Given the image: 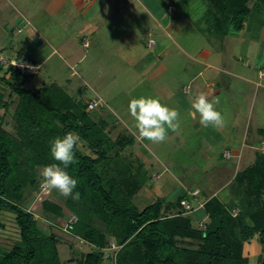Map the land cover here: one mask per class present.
I'll return each instance as SVG.
<instances>
[{
    "label": "rangeland",
    "instance_id": "1",
    "mask_svg": "<svg viewBox=\"0 0 264 264\" xmlns=\"http://www.w3.org/2000/svg\"><path fill=\"white\" fill-rule=\"evenodd\" d=\"M12 1V7L9 6L10 9L4 10L5 1L0 0V51H3L5 56L12 57L18 48H22L23 54L25 53L27 57L33 58L41 65L34 76L23 81L25 89L37 91L55 84L77 100L86 103L100 102L101 106L90 113L95 121L104 119L111 124H116V127L108 129L113 139L119 136L122 128L129 129L128 126H135V121L128 112V104L133 98L159 97L163 104L179 111V130L174 133L169 131L168 138L163 143H153L142 139L138 132L128 133L133 137L134 143L128 147L126 154H132V158L135 155L141 158L138 164H142L148 178L142 190L133 198V203L139 211L145 210L158 201L175 208L180 207L178 205L180 199H186L194 206L212 197L220 198L226 190L240 194L230 170L233 169V173L238 172L252 162H246L245 157L242 161L241 159L234 160L232 157V159L226 157L223 159L224 151L232 149V146L225 147V142L221 141V131L211 125L197 131L188 113L187 115L184 113V109L191 107L197 95L194 93V88L193 93L190 94L191 76L195 72L185 73L188 59L181 49L195 54L200 48L209 49L210 46L222 48L220 45L223 40L206 36L205 32L201 31L208 30V27L213 29L212 21L202 19L204 10L206 11L208 7L206 1L194 0L191 4L183 1L182 4H177L175 1L178 0H171L174 1L177 9L169 18L174 27H171V31L165 35L160 31L161 36H153L154 40H163L164 45L171 47L170 56L167 57L169 60H165L166 64L170 65L171 72L161 75L156 80L150 79L149 69L146 68L150 64L151 56L154 59L159 50L147 48L150 37L143 36V28L141 30L136 27L134 18L130 17L138 13L137 8H134L136 7L134 1L127 0V3L131 1L128 5L123 0H99L97 3H93L92 0L91 3H85L84 9L90 7L87 14L70 4L56 17L42 12L48 7L50 0ZM255 2L258 4L252 9L255 7L258 9L251 14L247 22L249 32L246 36L234 33V36H239L240 39L232 38L228 45L232 72L248 76L255 82L251 89L244 83H238L236 92H233V87L222 96L223 98L217 99L219 103L216 108L224 113V128L228 130L231 125L230 114L240 106L248 107V117L253 121L251 129H264V79L261 80L258 74L260 69L264 70V41L260 40L261 31L264 28V3L251 0L250 7ZM131 6L132 9H130ZM108 14L109 18H106ZM25 16L30 19L29 22H25L23 18ZM84 23L101 27L100 31L96 32V37L89 36L92 41L89 48L83 45V36L79 32L80 28L85 25ZM36 25L40 26V36L33 32V26ZM16 28L21 29L20 35L13 34ZM246 30L247 27L245 32ZM133 33H136L135 36L132 35ZM253 37L255 41H251ZM210 39H215V41L212 42ZM132 41L135 44H132ZM12 42H14L13 45ZM225 57L221 55L216 60L222 62ZM223 75L210 70L203 77L204 79L213 77L215 81L221 78L224 84L228 83L229 86H233L231 77ZM2 77L4 73H0V78ZM6 79L13 83L16 81L9 73ZM184 86H187L185 92ZM0 90V93L4 95L0 107V125H3L7 131L13 132V115L18 97L10 85L4 87V84L0 83ZM171 90L176 94L173 101H165L160 97L162 93L171 94ZM242 93L248 95L247 101L242 99ZM4 104L11 105L4 107ZM255 137L259 139L258 147L262 148L264 154V147L260 146V140L262 141L264 136L257 134ZM80 146L84 149L82 145ZM247 148L242 149L244 156L247 151L253 152L254 155L255 151ZM84 152L87 151L84 150ZM252 158L255 159V157ZM223 169L227 170L222 171ZM39 171L38 183L42 185ZM40 190L39 188L36 196H34V191H31L29 195L27 192L28 199L24 201V208L35 213V218L39 220L41 227L46 226L42 228L44 232L54 233L59 240L60 263L77 264L76 260L81 258V253L91 252L90 246L81 245V238L75 235L71 242L65 241L60 237L59 232L54 230L55 228L48 230L46 220L64 228L71 217L83 216L82 212L79 214L78 209L70 201L71 197L65 198L55 190L41 195ZM197 190L200 195L193 197L191 194ZM45 201L54 207H60L64 217L60 218L50 214L45 208ZM236 204V202H230L228 206L232 207ZM199 206L203 208L204 204H199ZM179 209L172 211L171 215L181 211V207ZM198 209L199 207L194 206L192 212ZM202 222H194V225L200 227ZM94 224L103 230L96 220ZM19 241L15 215L8 210H0V255L2 252L11 250L20 243ZM245 246L250 264H264V244L261 243L258 235L246 242ZM112 254L113 251L105 252L106 260L103 264H109L108 261L112 258Z\"/></svg>",
    "mask_w": 264,
    "mask_h": 264
},
{
    "label": "trees",
    "instance_id": "2",
    "mask_svg": "<svg viewBox=\"0 0 264 264\" xmlns=\"http://www.w3.org/2000/svg\"><path fill=\"white\" fill-rule=\"evenodd\" d=\"M250 1L209 0L214 13L209 20L212 31L219 36L240 31L251 12ZM0 73H4L0 83L10 85L18 97L14 131L0 125V210L15 215L20 236V243L2 252L0 264H61L59 240L54 233L43 231L35 213L25 210L24 201L27 192L29 195L34 191L36 196L39 191L38 170L56 163L49 141L70 130L80 137L75 152L79 162L67 169L78 180L74 191L80 193V199L70 201L83 215L72 232L88 242L92 250L77 259V264H103L111 239L119 247L110 258L113 264H250L244 254L245 243L258 235L264 244L263 151L257 153L252 166L237 174L240 194L231 200L236 205L229 207L218 197L207 200L203 206L206 219L201 221L206 229L202 231L183 208L171 215L180 210L183 199L175 208L161 201L143 211L134 205L133 198L148 178L142 164L126 154L133 137L120 133L113 139L108 129L116 124L93 118L90 112L101 106L100 102L77 100L55 84L28 90L23 81L34 75L2 67ZM8 73L16 79L14 83L6 79ZM3 98L0 93V107ZM92 103L97 107L91 110ZM45 208L50 214L64 217L62 209L48 201ZM237 209L239 213L234 216ZM94 220L103 230L95 226Z\"/></svg>",
    "mask_w": 264,
    "mask_h": 264
},
{
    "label": "crops",
    "instance_id": "3",
    "mask_svg": "<svg viewBox=\"0 0 264 264\" xmlns=\"http://www.w3.org/2000/svg\"><path fill=\"white\" fill-rule=\"evenodd\" d=\"M4 1H5V3L3 5V9L4 10H7L6 8L10 9V7H12L13 1L12 0H4ZM90 1H92V0H79V3H78V0H50L48 3V7H46V10L44 9L42 12H45V14L53 15L51 17H56L66 10L67 5L72 4V5L76 6V8L78 7L84 14H87L90 7L86 8V9H84V7L86 6L85 3H87V4L91 3ZM98 1L99 0H93V3H97ZM132 1L135 2L136 7H134V8H137L138 13L132 14L130 17L134 18L133 21H135L136 27H139L141 30L143 28V30H142V31H144L143 36L148 35V37H150V40L147 43V48L150 50H157V49L159 50L154 59L151 56V60L149 61L150 64L146 68L147 70L149 69L148 74L150 76V79L156 80L161 75L171 72V70H170L171 67L169 64H166L165 60L167 59L168 56H170V52L172 50H171V47H169V45L168 46L164 45L163 40H160V39L154 40L153 36H158V37L161 36V34H159L160 31H162V34H164V35L167 34L168 31H171V27L173 28L174 25L171 24L169 18H170V16H172L177 11V9H176L175 3H173L174 1H171V0H163L161 2H160V0H132ZM183 1H185V3L191 4V2H193L194 0H178L175 2L177 4H179V3L182 4ZM204 1L207 2L208 7H207L206 11L204 10V14H203L202 19H204V20L208 19V22H209V20H211L214 17V13L210 8L209 0H204ZM123 2L125 4L129 5V3L131 1L130 2L128 1V3H127V0H123ZM257 4L258 3L255 2L254 5L250 7L251 12L249 13L247 19L243 23V28L240 31H231L226 36H219L218 34L214 33L212 31V29H210V27H208V30L207 29L201 30L203 33L205 32L206 36L209 35L210 37H214V38L216 37V39L223 40L222 44L220 45V46H222V48L211 47V46L209 49L200 48L199 51L195 50V51H197L195 54L189 53L185 49L184 50L181 49V52H183L185 57L188 59L187 66L184 70L185 73H189L191 71L195 72V74L191 76V78H192V81H191L192 84H190L191 87L188 85V87L192 88L190 94L193 93V88H194L195 95H198L200 93H205L208 95V98L210 101H214V100H217L218 98L219 99L223 98L222 96L226 95L231 90V88H233V87H234L233 92H236L237 88H238L237 87L238 83H244V85L245 86L248 85V87L250 89H251V87H253L255 85V82L253 80H251V78H249L248 76H245L242 74L237 75L234 72H232V69L230 67L232 64L229 63V57H228V45L230 43V39L235 38V37H236L235 39H240L239 36H234V33H240V36H242V35L246 36V34L249 32V26L247 25V22L251 16V14L256 9H258L256 7H255V9H252ZM171 7H173V10H171ZM132 8L133 7L131 6L130 9H132ZM23 14H25V13H23ZM40 14H43V13H40ZM121 14L123 15L124 13H121ZM121 14L118 16L120 17ZM125 16H127L126 13H125ZM107 17L109 18V14L106 16V18ZM23 18L25 19V22L26 21L29 22V20H30V19H27L26 16ZM82 22H84V21L82 20ZM84 24L85 25L82 28H80L79 32L83 36V40H82L83 45L85 46V48H89L92 45V41L89 39V36L96 37V32L98 30L100 31L101 27H99V28L95 27L91 23H84ZM39 27H40L39 25H36L35 27L33 26L34 30L33 29L32 30L34 33H37L40 36L41 29H39ZM246 27H247V30L245 32ZM18 30L21 31L20 28H16L13 31V34L14 35H20L22 32H20L18 34ZM134 34H136V33H133L132 35L135 36ZM210 40L212 42L215 41V39H213V40L210 39ZM260 40L264 41V28L261 31ZM151 41H153V43H151ZM251 41H255V38L253 37ZM87 43H88V46L86 45ZM218 43H220V42H218ZM13 44H14V42H12V45ZM132 44H135L134 41H132ZM226 47H227V50H226ZM0 52L4 53L3 51H0ZM23 52H24V50L22 48H18L13 54L17 53L19 56L27 58V59L31 60L33 63L37 64L38 66H41L33 58L27 57L25 55V53L23 54ZM221 55H222V57L223 56H226V57L222 60V62H218V60H216V59L218 57H221ZM147 59H149V58L147 57ZM168 60L169 59H167V61ZM210 70L215 71L217 74H224L225 76H230L231 81L233 82V86L232 85L229 86L228 83L224 84V81L221 78H218L217 81H215L213 77H210L209 79H204L203 76H205L206 73ZM261 70L262 69H260V71ZM259 72H258V74H259ZM260 79L263 80L264 78H260ZM235 83H236V85H235ZM185 87H187V86H184V92H185ZM190 94H188V95H190ZM242 95H243L242 99L244 101H247L248 95L243 94V93H242ZM160 97L162 99H164L165 101H170V100L173 101L176 97V94H174L172 91L171 94H167V95L162 93ZM190 110H191V107H188V109H186V110L184 109V113L186 115L188 113V116L193 121L192 124L194 125V128L197 129V131L202 130L204 127L201 126L199 123V114L197 113L196 119H193L192 116L190 115ZM218 111H220L222 113V115L224 114L221 110H218ZM247 113H249L248 107H246V108H242L241 106L238 107V109H236V111H233L230 114V121H231L230 129L228 130V129H225L223 127V128H217V130L219 129V131H221V134H220V136L222 137L221 141L225 142L224 143L225 147H230L229 145L232 146V149H226L224 151L222 158L225 159L224 158L225 153L227 151H230L231 156L226 157V158L232 157L234 160H240L241 159V161H242L245 157L246 162H249V161L252 162L249 165V166H252L256 162L257 153L262 151V148L258 147L259 146V139L255 136H257V134H261L263 137L264 136V129H260V128H257L255 130H253L254 128L251 129L253 121H252V118L248 117L249 114H247ZM115 127H116V125H115ZM128 128L129 129H123L122 128L121 133H130V134H131V132L135 133V134L137 133L135 126L134 127L128 126ZM250 133L252 134V136ZM250 136H251V139H250ZM260 143H261L260 146H263L264 139H262V141L260 140ZM246 147H248L247 149L254 150L255 151L254 155H253V152L247 151L245 153V156H244V154H243L244 152L242 153V149L246 148ZM239 156H241V157H239ZM252 157H255V159L253 160ZM133 159L140 160L141 158L137 157V155H135L133 157ZM249 166L247 164V167H245L242 170H245ZM226 170L227 169H223L222 171H226ZM242 170H240L238 172L234 171V173H233V169L230 170V173H232V175L234 176L233 179L236 178L237 174L239 172H241ZM153 176H155V175H153ZM237 187L238 186H236V189H237ZM237 191H238V189H237ZM198 195H200V192ZM236 195H238V192L232 193V192H229L226 190V191H224V193H222V196L219 199L223 203L229 204L231 202V200L233 201V198ZM183 200H186V199H183ZM206 202L204 201L203 203L202 202L197 203L196 205L199 207V209L197 211L195 210V212H192L191 214H188V216L191 217L194 220V222H198V221L201 222V221L206 219L203 208H200V206H199V204H205ZM196 205H194V206L196 208H198ZM181 211H183L182 207H181ZM46 222H47L46 224H48V230H53L55 228L54 230H57L59 232L60 237L63 238L65 241L71 242L73 240L72 235L64 233L63 228L60 225L53 223L51 221H48V220H46ZM42 226L46 228L45 225H42ZM245 248H246V246L244 247L245 257H249L246 253ZM80 255L82 257L83 255H86V254L81 253ZM108 262H109V264H112L110 261H108Z\"/></svg>",
    "mask_w": 264,
    "mask_h": 264
},
{
    "label": "clouds",
    "instance_id": "4",
    "mask_svg": "<svg viewBox=\"0 0 264 264\" xmlns=\"http://www.w3.org/2000/svg\"><path fill=\"white\" fill-rule=\"evenodd\" d=\"M219 100L210 101L205 93L198 94L191 103L190 115L203 127L211 125L215 128L225 126L224 116L217 110ZM129 115L135 121V129L140 138L153 143H163L168 138L169 131L177 132L180 127V113L175 108L163 104L159 97L141 96L133 98L128 104ZM80 137L74 131H68L63 137H54L49 141L50 154L56 163L43 166L39 171L42 183L49 190H55L65 198L80 199V193L74 191L78 180L73 178L67 169L78 164L75 152Z\"/></svg>",
    "mask_w": 264,
    "mask_h": 264
},
{
    "label": "built area",
    "instance_id": "5",
    "mask_svg": "<svg viewBox=\"0 0 264 264\" xmlns=\"http://www.w3.org/2000/svg\"><path fill=\"white\" fill-rule=\"evenodd\" d=\"M171 10H173V7H171ZM21 31L18 30V34ZM153 43V41H151ZM88 46V43L86 44ZM0 67H2L4 70H9L10 68L19 70L23 75H35L39 71V66L35 63H33L31 60L19 56L17 53L14 54L12 57H7L5 56L4 53L0 52ZM260 78H264V70H261L259 72ZM97 107V103H92L90 105V109H95ZM264 147V144H263ZM225 157H230V151H227L225 153ZM40 194H44L48 192L49 190L44 186V184L41 185L40 187ZM199 194V191H194L191 195L193 197H196ZM181 206L184 209L185 214H189L192 211H194L193 205L188 201V200H182L181 201ZM239 210H234L233 215L236 216L238 215ZM78 223V217L73 216L71 219H69L67 225L63 228V232L66 234L73 235L72 229L73 227ZM202 231H205L206 226L205 224H201L200 226ZM81 245H88V242H86L84 239H80ZM119 247L117 246L116 242L114 239H111V247L109 251H116ZM108 251V250H107ZM104 251V252H107Z\"/></svg>",
    "mask_w": 264,
    "mask_h": 264
}]
</instances>
